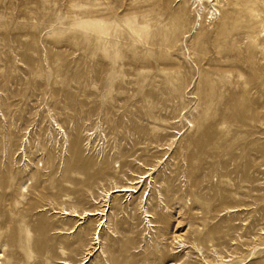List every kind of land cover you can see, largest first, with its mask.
Masks as SVG:
<instances>
[{"label":"rangeland","instance_id":"374dc122","mask_svg":"<svg viewBox=\"0 0 264 264\" xmlns=\"http://www.w3.org/2000/svg\"><path fill=\"white\" fill-rule=\"evenodd\" d=\"M0 264H264V0H0Z\"/></svg>","mask_w":264,"mask_h":264},{"label":"bare ground","instance_id":"6f19581e","mask_svg":"<svg viewBox=\"0 0 264 264\" xmlns=\"http://www.w3.org/2000/svg\"><path fill=\"white\" fill-rule=\"evenodd\" d=\"M204 1H207V0H199V2L203 5L204 4ZM208 1H210V2H212V1H217V0H208ZM215 5V4H214ZM186 4H182L180 7H179V9H178V12L180 13V14H183L182 15V17L184 18V16H185V13H186ZM114 192H129V195H131L130 193H132V192H135V188H134V186H132V185H120V186H116L115 188H113L112 189V194L114 193ZM111 196V195H110ZM109 196V197H110ZM128 196V195H127ZM98 211V210H97ZM96 210H93V211H89V212H85V215L84 216H91V215H95V214H98L99 212H97ZM65 214H68V213H66L65 212ZM76 215V214H75ZM75 215H73V216H75ZM100 224V223H99ZM99 226V225H98ZM99 238V236L97 237V239Z\"/></svg>","mask_w":264,"mask_h":264}]
</instances>
